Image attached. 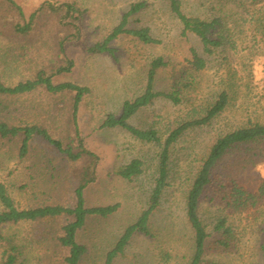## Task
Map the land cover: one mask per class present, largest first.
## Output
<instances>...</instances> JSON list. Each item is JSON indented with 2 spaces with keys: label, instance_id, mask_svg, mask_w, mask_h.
Here are the masks:
<instances>
[{
  "label": "rangeland",
  "instance_id": "obj_1",
  "mask_svg": "<svg viewBox=\"0 0 264 264\" xmlns=\"http://www.w3.org/2000/svg\"><path fill=\"white\" fill-rule=\"evenodd\" d=\"M24 18L15 13L0 14V82L14 87L34 80L39 72L52 76L54 85L71 83L88 88L74 112L75 93H51L45 87L34 92L8 96L0 94V121L10 126L45 129L75 153L83 149L79 161L68 159L56 146L35 136L27 155H21L22 138H0V185L19 210L47 205L73 207L79 182L85 174L93 181L85 190L87 206L119 204L109 218H90L78 234L88 248L82 264H104L128 226L146 209L158 177L160 154L170 131L188 116L201 113L226 84L233 82L230 105L209 125L188 131L173 147L169 188L152 216L153 236L135 235L115 264H189L194 233L186 216V196L191 184L220 135L245 126L250 120L264 124V28L254 20L264 16V0H181L189 16L224 18L231 29L235 48L215 49L207 54L195 35L182 36L183 26L172 13L168 0H13ZM142 10L129 19L130 29H150L160 44H144L123 35L112 42L115 58L91 54L89 48L101 43L120 24L132 6ZM73 5V18L53 12ZM247 9L255 19L245 22ZM36 14L32 28L18 34L6 21L27 25ZM206 59L207 68L195 74L196 84L183 102L174 105L163 98L141 110L130 123L143 130L155 129L161 141L142 142L122 129L104 128L109 115L118 116L123 103L140 96L146 87L149 65L159 56L169 66L157 76L155 89L169 92L180 76L190 71L191 49ZM59 68H70L60 72ZM83 147V148H80ZM134 159L144 162L143 173L128 182L116 173ZM214 186L200 204V216L211 234L206 260L220 264H264V141L228 151L213 172ZM236 182L257 196L255 206L234 211L223 203L222 185ZM229 193V191H228ZM3 206L0 202V211ZM227 219L230 236L216 232ZM68 220L20 222L9 225L3 236L24 245L23 264H63L65 251L56 250L53 234ZM49 226H51L49 228ZM47 233L44 235V233ZM225 241L226 245L219 242ZM3 248L0 242V258Z\"/></svg>",
  "mask_w": 264,
  "mask_h": 264
},
{
  "label": "trees",
  "instance_id": "obj_2",
  "mask_svg": "<svg viewBox=\"0 0 264 264\" xmlns=\"http://www.w3.org/2000/svg\"><path fill=\"white\" fill-rule=\"evenodd\" d=\"M172 13L180 20L183 30L182 36L188 37L195 35L200 39L204 51L212 55L215 49L230 46L236 49L233 42L231 29L228 27L224 18L215 16L211 19H203L200 17L189 16L183 11L181 0H168ZM260 0H252L256 4ZM49 6V5H48ZM53 12H64L66 16L73 18L79 13V10L73 5H64L59 9L49 6ZM143 8V4L132 6L131 10L126 13L120 24L107 36L103 42L97 43L89 48L91 54H108L115 58V49L112 42L119 37L126 35L132 36L144 44L155 45L160 41L155 39L148 28L130 29L129 19L132 15L139 13ZM2 12L15 13L20 19L24 18L21 8L13 0H0V14ZM247 19L250 22L255 19L254 14L250 15L247 9ZM36 14L30 18V23L22 25L21 23H11L6 21L4 25L12 26L13 30L18 34H26L32 28ZM264 28V16L258 20H254ZM192 59L189 60L190 71L184 72L178 80L173 84L169 92H158L155 89L156 79L159 72L169 66V62L163 56H159L152 60L147 72V82L144 92L133 100H127L123 103L121 113L109 115L104 121L103 127L109 129H122L130 133L134 138L147 143H158L161 137L155 129L143 130L135 127L130 123L131 119L141 110L151 106L155 100L163 98L170 101L174 105L183 102L189 91L193 90L196 84L195 74L203 72L207 68V61L199 52L191 49ZM70 68H59L58 71L66 72ZM45 87L51 93H59L71 91L75 93L74 112L76 114L83 97L89 93L88 88H83L75 84L66 83L54 85L52 76L45 72H39L34 80L21 82L14 87L6 86L0 82V94L8 96L23 95L31 93ZM233 96V82L226 84L214 100L210 102L201 113L195 112L182 120L176 128L172 129L165 139L162 152L160 154L158 177L155 186L149 198L146 209L141 213L136 222L126 228L123 235L117 241L115 246L107 253L104 264H115L117 258L122 256L127 247L130 245L135 235L142 234L144 236H153L150 230V222L152 216L157 212L161 205V201L165 191L169 188L170 183V161L173 147L178 141L190 130L209 125L214 119L219 117L226 111L231 103ZM35 136H40L48 141L51 145L56 146L60 151L66 154L68 159L79 161L83 149L75 153L72 145L63 146L59 141L54 140L50 134L43 128L33 127H15L10 126L4 121H0V138L11 140L17 137L22 138L21 155H27L31 140ZM264 141V124L249 121L245 126L236 130L220 135L209 150L207 157L202 161L191 187L186 196V216L188 223L194 233L193 253L189 264H220L214 261L206 260L207 246L211 234L208 233L207 227L200 216L201 200L208 190L214 186L213 172L222 160L225 154L239 146L250 143ZM80 148H83L80 146ZM144 162L141 159H134L117 171V175L128 182L143 173ZM93 181L90 174H85L79 182L76 189V202L73 207H65L62 205H47L42 207L31 208L27 210H19L12 198L8 195L5 186L0 185V202L3 209L0 211V242L3 253L0 258V264H23L26 262L25 247L19 244L15 238L11 236H3V230L9 225L19 224L20 222H55L58 219L66 218L68 222L60 227L58 232L53 234L52 243L56 250L65 251L66 255L62 258L63 264H82L88 253V248L79 243L78 234L85 227L90 218H109L114 215L120 208L119 204L89 207L85 198V190L89 183ZM220 189L225 191L223 203L226 207L234 211L247 210L255 206L257 196L252 192L246 191L244 188L232 182L231 185H222ZM264 191V186L262 189ZM229 191V193H228ZM51 226H49L50 228ZM216 232H221L224 236H230L232 230L227 226V219L221 220L215 227ZM47 233L45 232L44 235ZM226 245L225 241L219 242Z\"/></svg>",
  "mask_w": 264,
  "mask_h": 264
}]
</instances>
